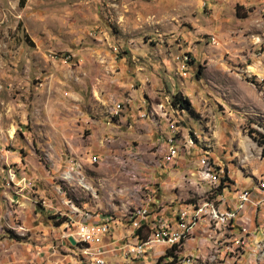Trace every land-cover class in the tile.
I'll return each instance as SVG.
<instances>
[{
	"label": "rangeland",
	"instance_id": "374dc122",
	"mask_svg": "<svg viewBox=\"0 0 264 264\" xmlns=\"http://www.w3.org/2000/svg\"><path fill=\"white\" fill-rule=\"evenodd\" d=\"M166 132L184 143L182 169L196 177L170 197L145 189L158 175ZM263 138L264 0H0V207L7 192L31 200L26 231L0 209V241L33 244L39 223L70 225L71 208L130 232L129 219L151 197L170 210L183 202L219 210L215 195L245 187L235 180L256 176L253 185L264 188ZM215 168L227 188L211 190ZM25 177L31 189H22ZM251 211L252 248L243 243L237 264H264V243L255 250L264 205ZM123 258L109 256V264L152 259Z\"/></svg>",
	"mask_w": 264,
	"mask_h": 264
},
{
	"label": "built area",
	"instance_id": "2783aa9c",
	"mask_svg": "<svg viewBox=\"0 0 264 264\" xmlns=\"http://www.w3.org/2000/svg\"><path fill=\"white\" fill-rule=\"evenodd\" d=\"M211 38L215 42V38ZM167 146V153H173L175 156L181 150L179 142H173V139H167ZM94 160H96L95 157ZM200 162H202V158ZM200 173V177L203 178L202 169ZM14 179L15 173L9 172L8 183L14 182ZM21 183L23 188L31 189L33 187L29 178H22ZM222 183L224 187L220 188ZM228 185L229 181L221 177L215 168L213 184H209L211 190L225 189ZM226 199L233 201V208H225L227 217L238 219L241 245L233 246L230 243H225L223 236L221 242L224 243V250L220 257V263L237 264L244 251L243 242H249L250 237V220L245 213L248 209L251 210L252 208L256 211L261 205H264V188H258V185L235 188L232 200ZM149 202H153L155 208H151ZM69 210L70 225L64 221L65 228L70 231L66 237L71 236L75 240L85 264H107L106 258L109 253L129 257V260H133V257H140L141 259L148 255L152 257L151 264H165L166 256L177 257V264H196V260H192V253L198 252L199 243L208 242L207 233L202 230V222H205L204 211L196 202H183L174 210L172 217H166L159 213L160 210H164L163 204H157L152 199H148L144 214L138 219L128 218L130 226H135V233L128 235L132 240H127L120 245L114 244L111 247L106 246L104 242L105 236L110 233L111 218L101 217L99 213L80 211L77 208ZM253 214L255 215V213ZM73 220H75L74 224L72 223ZM172 224H179V232H172ZM148 225H156L155 235L145 234V227ZM176 246L185 247L183 256L175 255Z\"/></svg>",
	"mask_w": 264,
	"mask_h": 264
},
{
	"label": "crops",
	"instance_id": "0c3cea01",
	"mask_svg": "<svg viewBox=\"0 0 264 264\" xmlns=\"http://www.w3.org/2000/svg\"><path fill=\"white\" fill-rule=\"evenodd\" d=\"M172 135H174V133L172 134V132L171 134L169 132H166L163 133V135H161V138L164 137L165 139V148L164 146H162L163 159H162V163L160 164L156 163L157 167L155 171L156 174H158L157 177L154 179L152 178V176L151 178H146L145 189L147 193L155 191L154 189L160 188L164 190L165 195L172 196V194H177V192L175 191L177 190V188L180 189L181 185L186 184V181L188 182L192 180L191 179L193 177L192 173H188L187 170L182 169L183 167H182L181 157L185 153L186 146L184 145V143L181 142V139L178 138L177 135H176L177 140L174 142H179L181 146V150L179 154L175 156V154L172 155L171 153H167L168 146H167L166 138L168 139ZM99 149L104 150L105 147L100 146ZM10 173H14V172H10ZM68 176L69 175H67V177ZM254 177L256 176L249 177V180L247 179L235 180L234 186L236 187H240V186L246 187L248 185L249 187L250 185L253 186V184L256 183L254 182ZM29 179L33 182V180L30 177ZM199 184H200L199 182H194V186L197 188V191L200 189L198 187ZM22 189H26V188H22ZM215 197H217L216 199L219 201V210L214 209L209 211L206 210V212L204 211L205 222H202V230L207 233L208 242H201L198 244L199 246L198 250L200 251L202 257L200 258L201 261H199V259L196 258L197 259L196 264H221L219 262H220V257L224 250V243L221 242L223 236L225 237V243H230L231 245L233 244V246H237L238 244L237 241L241 239V238L236 239L238 236H235L234 233L236 229L239 230L238 219H236L235 223L231 225L229 223L224 224L218 221L216 218H212V215L215 213L221 214L226 212V208H233V201H228L226 203L225 201H227V199L224 197V194L223 195L217 194L215 195ZM149 199H152L153 201L157 202V204L158 203L163 204L164 210H160L159 211L160 214L166 217H172L174 215V210H170V204L167 205V201L152 197ZM3 200H4V206L2 208L0 207V209L4 208V210H7L8 222H10L11 224L12 223L15 224L14 226H18L19 232L21 230L26 231V229L22 225V221L24 216L26 215V209H27L26 207L31 203L30 196L27 195L22 198H19L16 197L15 193L7 192L5 193ZM228 200H232V196H229ZM145 201L148 200H142L141 202H145ZM12 204H17L15 205L16 209L13 210L11 209ZM149 205L151 208H155L153 202H149ZM33 213H34L33 221H36L37 218L39 217L38 216L39 213L37 212L35 206H33ZM253 213L254 212H252L250 209H248V211L245 213V215L249 218L250 221L252 218L254 219L255 217ZM13 215L17 216V221H18L17 223H15L14 218H12ZM109 224H110V233L106 235L104 239L106 246L111 247L114 244L120 245L127 240H132L128 235L129 233H135V226L133 227V232L132 231L130 232V229L126 228L125 225H122L119 228H117L115 222H110ZM57 225L58 226L56 227L49 223L48 224L39 223L36 226L37 229L36 232L38 233H36L35 235V242L33 244L22 243L12 238H3L0 241V264H85L83 260V256L81 255V252L79 250V246L76 244H72L69 241V237L71 236L66 237V235L69 234L70 231L65 228V224L59 223ZM155 226L156 225H148L149 230L150 229L151 231L154 230ZM62 227L63 229H61ZM177 227L178 224H172V229H176ZM12 229L14 230L16 228L13 227ZM254 231L255 230L250 232V237ZM149 235L151 234L149 233ZM250 237H249V242H243L247 244L246 245L247 247L244 250L252 248V246L250 245ZM234 240L237 244L234 243ZM260 243H264V240L256 243L255 250L260 249L258 247V244ZM179 247L180 246H176L175 250L176 248ZM182 247L183 246H181V248ZM112 255H114V258L119 259V261H123L124 259L122 256L118 254L109 253L106 258L107 264H109V256ZM242 257L244 258L245 254ZM245 259L248 261V258ZM256 259L259 260L260 258L258 257ZM124 261L129 262V260L127 259ZM168 261L170 262V259L165 257V262ZM250 261H252V259ZM140 262H143V258H141ZM151 263H152V259L151 261L148 262V264Z\"/></svg>",
	"mask_w": 264,
	"mask_h": 264
},
{
	"label": "bare ground",
	"instance_id": "6f19581e",
	"mask_svg": "<svg viewBox=\"0 0 264 264\" xmlns=\"http://www.w3.org/2000/svg\"><path fill=\"white\" fill-rule=\"evenodd\" d=\"M173 154V153H172ZM68 178H69V176H68ZM136 213L139 215H142L141 213V209H137L136 210ZM144 213V212H143ZM212 218H216L218 221H220V222H222V223H224V224H227V223H230L233 219H237L236 217H227V211L226 212H224V213H215V214H213L212 215ZM154 227V226H153ZM155 230H154V233H152V235H155V232H156V226H155V228H154ZM172 232H175V231H172ZM176 232H179V228H178V230L176 231ZM241 241V239L240 240H238L237 242L239 243Z\"/></svg>",
	"mask_w": 264,
	"mask_h": 264
},
{
	"label": "trees",
	"instance_id": "16d2710c",
	"mask_svg": "<svg viewBox=\"0 0 264 264\" xmlns=\"http://www.w3.org/2000/svg\"><path fill=\"white\" fill-rule=\"evenodd\" d=\"M178 104L180 105H184L185 100L183 99H178L176 101ZM185 107V106H184ZM259 145L262 147V151L264 153V138L262 140H259ZM226 180H228L227 178H225ZM224 187L223 183L220 184V188ZM236 219H233L229 224L233 225L235 223ZM168 255V254H167ZM176 255V254H175ZM177 256V255H176ZM168 259H170L169 264H176L177 263V257L175 256H166Z\"/></svg>",
	"mask_w": 264,
	"mask_h": 264
},
{
	"label": "water",
	"instance_id": "95a60500",
	"mask_svg": "<svg viewBox=\"0 0 264 264\" xmlns=\"http://www.w3.org/2000/svg\"><path fill=\"white\" fill-rule=\"evenodd\" d=\"M69 241H70L72 244H75V240H74L72 237H69Z\"/></svg>",
	"mask_w": 264,
	"mask_h": 264
}]
</instances>
